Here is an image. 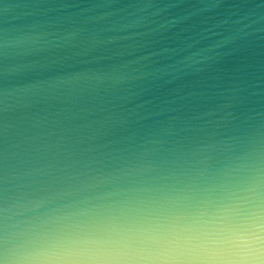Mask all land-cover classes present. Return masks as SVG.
Returning <instances> with one entry per match:
<instances>
[{
  "label": "water",
  "instance_id": "obj_1",
  "mask_svg": "<svg viewBox=\"0 0 264 264\" xmlns=\"http://www.w3.org/2000/svg\"><path fill=\"white\" fill-rule=\"evenodd\" d=\"M264 260V0H0V264Z\"/></svg>",
  "mask_w": 264,
  "mask_h": 264
},
{
  "label": "clouds",
  "instance_id": "obj_2",
  "mask_svg": "<svg viewBox=\"0 0 264 264\" xmlns=\"http://www.w3.org/2000/svg\"><path fill=\"white\" fill-rule=\"evenodd\" d=\"M18 264H40V261L36 259H26L19 261ZM252 264H264V260H255Z\"/></svg>",
  "mask_w": 264,
  "mask_h": 264
}]
</instances>
